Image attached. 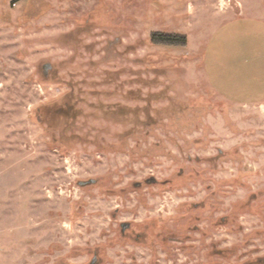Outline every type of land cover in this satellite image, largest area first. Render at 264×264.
Listing matches in <instances>:
<instances>
[{
	"label": "rangeland",
	"instance_id": "374dc122",
	"mask_svg": "<svg viewBox=\"0 0 264 264\" xmlns=\"http://www.w3.org/2000/svg\"><path fill=\"white\" fill-rule=\"evenodd\" d=\"M0 264H264V0H0Z\"/></svg>",
	"mask_w": 264,
	"mask_h": 264
},
{
	"label": "trees",
	"instance_id": "16d2710c",
	"mask_svg": "<svg viewBox=\"0 0 264 264\" xmlns=\"http://www.w3.org/2000/svg\"><path fill=\"white\" fill-rule=\"evenodd\" d=\"M150 41L156 44L166 45H180L186 44V36L182 34L164 33V32H152L150 34Z\"/></svg>",
	"mask_w": 264,
	"mask_h": 264
},
{
	"label": "crops",
	"instance_id": "0c3cea01",
	"mask_svg": "<svg viewBox=\"0 0 264 264\" xmlns=\"http://www.w3.org/2000/svg\"><path fill=\"white\" fill-rule=\"evenodd\" d=\"M213 88H214V89L218 92V94H220L223 98L229 100L230 102L235 103L231 98H229L228 96H226V95L220 93V92L218 91V88H216V86H213Z\"/></svg>",
	"mask_w": 264,
	"mask_h": 264
},
{
	"label": "water",
	"instance_id": "95a60500",
	"mask_svg": "<svg viewBox=\"0 0 264 264\" xmlns=\"http://www.w3.org/2000/svg\"><path fill=\"white\" fill-rule=\"evenodd\" d=\"M127 227V225H123V229H125Z\"/></svg>",
	"mask_w": 264,
	"mask_h": 264
}]
</instances>
